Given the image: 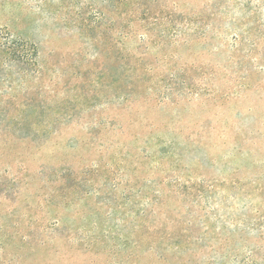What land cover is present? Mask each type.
Wrapping results in <instances>:
<instances>
[{"label":"rangeland","instance_id":"374dc122","mask_svg":"<svg viewBox=\"0 0 264 264\" xmlns=\"http://www.w3.org/2000/svg\"><path fill=\"white\" fill-rule=\"evenodd\" d=\"M0 264H264V0H0Z\"/></svg>","mask_w":264,"mask_h":264}]
</instances>
